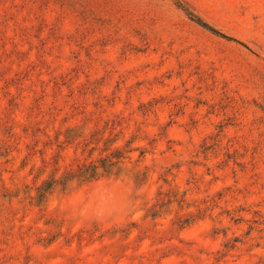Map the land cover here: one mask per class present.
I'll list each match as a JSON object with an SVG mask.
<instances>
[{
  "label": "rangeland",
  "instance_id": "obj_1",
  "mask_svg": "<svg viewBox=\"0 0 264 264\" xmlns=\"http://www.w3.org/2000/svg\"><path fill=\"white\" fill-rule=\"evenodd\" d=\"M0 264H264V0H0Z\"/></svg>",
  "mask_w": 264,
  "mask_h": 264
},
{
  "label": "trees",
  "instance_id": "obj_2",
  "mask_svg": "<svg viewBox=\"0 0 264 264\" xmlns=\"http://www.w3.org/2000/svg\"><path fill=\"white\" fill-rule=\"evenodd\" d=\"M187 14L190 16V18L195 21L196 23L204 26V23L193 13L187 12ZM110 158L105 157L100 160V164H96L93 161L89 162L88 164H82L80 167H78L76 170H70L66 172L64 175V180H68L73 177H77L80 179H95L100 177L103 173H109L112 166L115 165L119 161V158L121 157V152L116 150L115 152L110 154ZM115 158V160H113ZM101 170V173H100ZM52 182L47 184L46 186L42 185L38 189V196L39 200L41 201L44 197V193L47 192L48 188H51Z\"/></svg>",
  "mask_w": 264,
  "mask_h": 264
}]
</instances>
